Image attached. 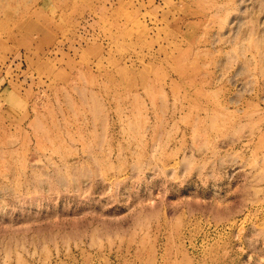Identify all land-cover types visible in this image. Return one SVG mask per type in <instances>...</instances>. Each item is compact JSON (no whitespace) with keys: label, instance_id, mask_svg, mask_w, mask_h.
Returning <instances> with one entry per match:
<instances>
[{"label":"rangeland","instance_id":"obj_1","mask_svg":"<svg viewBox=\"0 0 264 264\" xmlns=\"http://www.w3.org/2000/svg\"><path fill=\"white\" fill-rule=\"evenodd\" d=\"M0 264H264V0H0Z\"/></svg>","mask_w":264,"mask_h":264}]
</instances>
